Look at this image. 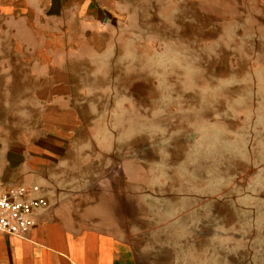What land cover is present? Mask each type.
<instances>
[{"label": "rangeland", "instance_id": "rangeland-1", "mask_svg": "<svg viewBox=\"0 0 264 264\" xmlns=\"http://www.w3.org/2000/svg\"><path fill=\"white\" fill-rule=\"evenodd\" d=\"M121 3L105 53L18 68L15 86L2 72L0 143L58 146L50 189L129 264H264V0ZM23 30L17 46H36ZM67 95L78 119L55 103Z\"/></svg>", "mask_w": 264, "mask_h": 264}, {"label": "crops", "instance_id": "crops-1", "mask_svg": "<svg viewBox=\"0 0 264 264\" xmlns=\"http://www.w3.org/2000/svg\"><path fill=\"white\" fill-rule=\"evenodd\" d=\"M121 6V0H0V87L1 74L6 70L10 83L15 86L18 68L31 70L29 67L34 63L45 61L57 64L62 61L65 65L70 61L66 58L69 55L74 59L78 56L75 60L80 61L81 55L96 57L105 53L109 49L106 38L114 29L113 23L124 18L121 14L113 16L114 8ZM29 26L38 32L37 45L19 43L17 46L18 30L25 31ZM2 34L14 41L7 58L2 56L5 52L1 46ZM29 56L38 57L30 59ZM6 62L8 69L2 66ZM74 84L66 78L49 82L54 90L73 89ZM72 95L62 96L55 103L59 111L78 119L81 110ZM27 96L19 100L24 109L39 111V106L27 105L31 103L26 101ZM62 127L58 129L74 135ZM24 150L21 153L11 149L10 144L0 143V195L11 188L26 187L33 191V198L47 200L49 207L35 213L34 227L27 234H0V264H129L126 242L102 231L96 223L81 225L73 208L64 206L62 201L66 196L61 187L50 189L57 180L48 169L60 162L63 155L60 148L45 142L30 144Z\"/></svg>", "mask_w": 264, "mask_h": 264}, {"label": "built area", "instance_id": "built-area-1", "mask_svg": "<svg viewBox=\"0 0 264 264\" xmlns=\"http://www.w3.org/2000/svg\"><path fill=\"white\" fill-rule=\"evenodd\" d=\"M26 187L11 188L0 195V234L23 236L34 227V215L49 207L47 200L33 198Z\"/></svg>", "mask_w": 264, "mask_h": 264}]
</instances>
